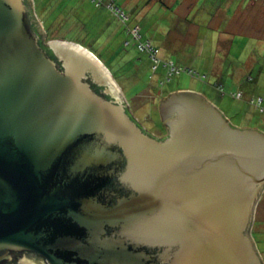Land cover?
I'll use <instances>...</instances> for the list:
<instances>
[{
	"label": "water",
	"instance_id": "1",
	"mask_svg": "<svg viewBox=\"0 0 264 264\" xmlns=\"http://www.w3.org/2000/svg\"><path fill=\"white\" fill-rule=\"evenodd\" d=\"M35 22L43 39L31 0H0V264H263L264 133L182 90L154 137L92 53Z\"/></svg>",
	"mask_w": 264,
	"mask_h": 264
},
{
	"label": "rangeland",
	"instance_id": "2",
	"mask_svg": "<svg viewBox=\"0 0 264 264\" xmlns=\"http://www.w3.org/2000/svg\"><path fill=\"white\" fill-rule=\"evenodd\" d=\"M31 1L43 25V42L64 40L93 53L110 71L131 115L150 134H164L165 125L157 112L159 103L170 93L182 90L210 99L231 125L264 133V0H255L252 14L248 11L249 19L258 20L259 38L255 40L244 32L234 33L232 30L240 29L235 21L228 27L209 24L208 2L203 0H198L192 11L196 19L190 28L172 22L170 15L155 9L139 16L144 0ZM245 1L248 5L250 0ZM237 10L231 6L228 14L223 10L221 16L230 19L243 13ZM118 11L124 17L120 18ZM177 25L190 29L191 36L183 38L176 52H170L169 45L159 48L153 44L158 38L166 41ZM134 27L138 28L139 38L130 31ZM197 36L206 38L199 40ZM140 41L149 42L157 50L154 62L148 49L138 50ZM253 50L258 54H251ZM260 99L262 102L254 103ZM250 236L264 264V191L255 209Z\"/></svg>",
	"mask_w": 264,
	"mask_h": 264
},
{
	"label": "crops",
	"instance_id": "3",
	"mask_svg": "<svg viewBox=\"0 0 264 264\" xmlns=\"http://www.w3.org/2000/svg\"><path fill=\"white\" fill-rule=\"evenodd\" d=\"M207 1L208 5L206 6L207 16L206 21L211 23H218V25H225V27H228L231 23V21H235L236 24H240L239 30H232L236 34H240L242 32L249 35L251 38L257 39L258 36V30H257V23L258 20L249 19L248 11L251 12V7L255 6V0H250L249 4L246 5L245 0H203ZM50 3V2H49ZM196 3H198V0H144L141 4V11L139 12V16L143 12H149L152 9H155V12H161L162 14L169 16L170 20L172 22H178V23H184L186 24V27L190 28L196 19L194 17V14L192 13L193 9L196 7ZM210 5V9L209 6ZM237 8V12L239 11L243 12L242 14H238L234 17H231L228 19V17H222L221 13L223 10H225V14H228V8L229 7ZM252 14V12H251ZM253 16V15H252ZM252 23V24H251ZM164 31L168 30V28L162 29ZM170 31V30H169ZM174 33L172 35L167 36V40L163 41V38H158V40L153 42L155 46H158L159 48H163L169 45L170 52L174 53L178 50V48L181 45V41H183V38H188L191 36L190 29L189 31L187 29H183L179 27V25L176 26V28L173 29ZM243 33V34H244ZM205 37L197 36V39L201 40ZM259 38V36H258ZM255 46V45H254ZM91 53V52H90ZM93 54V53H92ZM253 55H257L258 52H255V50L252 51ZM94 55V54H93ZM95 56V55H94ZM96 57V56H95ZM102 63V62H101ZM249 63V61H248ZM103 64V63H102ZM243 77V75H240ZM210 101V99H208ZM211 102V101H210ZM212 103V102H211Z\"/></svg>",
	"mask_w": 264,
	"mask_h": 264
},
{
	"label": "built area",
	"instance_id": "4",
	"mask_svg": "<svg viewBox=\"0 0 264 264\" xmlns=\"http://www.w3.org/2000/svg\"><path fill=\"white\" fill-rule=\"evenodd\" d=\"M117 15H118L120 18H122V17H121L122 15H123V17H124L123 12H119V11H118V12H117ZM124 20L126 21V20H127V17H125ZM125 21H124V22H125ZM137 30H138V28L134 27V28L131 29L130 31L133 32V36H134V37L139 38V36H138V34H137ZM137 48H138V50H140V51H144V50L148 49V53L150 54L151 59L153 60V62H154V59L156 60L155 55L157 54V50H156L155 48H153L149 42H141V41H140V42L138 43V45H137ZM153 55H154V56H153ZM157 60H158V59H157ZM172 70H174V69H172ZM165 76L168 78L167 74H165ZM240 95H241L240 93L237 94V96H240ZM260 102H262L261 99H260V101L257 100V102L254 101V103H257V104H259Z\"/></svg>",
	"mask_w": 264,
	"mask_h": 264
},
{
	"label": "trees",
	"instance_id": "5",
	"mask_svg": "<svg viewBox=\"0 0 264 264\" xmlns=\"http://www.w3.org/2000/svg\"><path fill=\"white\" fill-rule=\"evenodd\" d=\"M32 27H33V30L35 31V33H36L37 35H39V37H40V43L43 44L42 35H41V33L39 32V29H38L37 23L35 22V23L33 24ZM44 49L47 51L48 55H49L51 58H53V59L55 58V57H54V54H53V52H52V50H51L49 47L45 46ZM248 78H249V77H248ZM249 81H251V80H249ZM97 90H98V91H101L102 88L98 87ZM238 93H239V92H238ZM107 97L109 98V96H107ZM127 109H128V108H127ZM128 111H129V109H128ZM158 111H159V109L157 110V112H158ZM159 115H160V114H159ZM167 134H168V133H167ZM167 134H166L163 138H161V139L166 138Z\"/></svg>",
	"mask_w": 264,
	"mask_h": 264
},
{
	"label": "flooded vegetation",
	"instance_id": "6",
	"mask_svg": "<svg viewBox=\"0 0 264 264\" xmlns=\"http://www.w3.org/2000/svg\"><path fill=\"white\" fill-rule=\"evenodd\" d=\"M158 110V109H157ZM160 114V113H159ZM160 117H161V115H159ZM161 119H162V117H161ZM163 120V119H162ZM164 134H162V136L161 137H158L159 139H161V138H163L166 134H167V128H166V125H165V127H164ZM155 137V136H154ZM37 262H40L41 263V261H37ZM41 264H43V263H41Z\"/></svg>",
	"mask_w": 264,
	"mask_h": 264
},
{
	"label": "clouds",
	"instance_id": "7",
	"mask_svg": "<svg viewBox=\"0 0 264 264\" xmlns=\"http://www.w3.org/2000/svg\"><path fill=\"white\" fill-rule=\"evenodd\" d=\"M34 14H35V13H34ZM35 17H36V15H35ZM36 18H37V17H36ZM42 26H43V25H42ZM42 26H41V27H42ZM136 28H137V27H136ZM106 68H107V67H106ZM107 70H108V68H107ZM109 72H110V71H109ZM110 74H111V73H110Z\"/></svg>",
	"mask_w": 264,
	"mask_h": 264
}]
</instances>
